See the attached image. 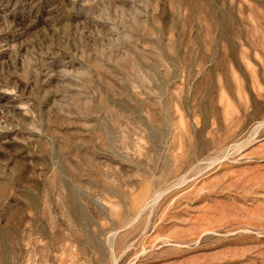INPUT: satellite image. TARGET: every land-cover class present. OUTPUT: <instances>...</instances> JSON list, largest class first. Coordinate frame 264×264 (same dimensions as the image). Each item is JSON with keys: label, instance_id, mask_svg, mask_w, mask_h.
Returning <instances> with one entry per match:
<instances>
[{"label": "rangeland", "instance_id": "374dc122", "mask_svg": "<svg viewBox=\"0 0 264 264\" xmlns=\"http://www.w3.org/2000/svg\"><path fill=\"white\" fill-rule=\"evenodd\" d=\"M0 264H264V0H0Z\"/></svg>", "mask_w": 264, "mask_h": 264}]
</instances>
